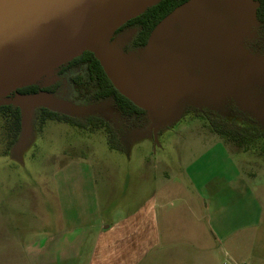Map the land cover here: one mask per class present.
<instances>
[{
	"label": "rangeland",
	"instance_id": "1",
	"mask_svg": "<svg viewBox=\"0 0 264 264\" xmlns=\"http://www.w3.org/2000/svg\"><path fill=\"white\" fill-rule=\"evenodd\" d=\"M208 2L223 14H231L234 22L244 19L239 0ZM136 35L137 28L128 27L119 34L121 44H111L129 62L132 78L140 84L137 76L143 70L145 47L135 45ZM248 35L257 38L255 26ZM210 54L221 71L233 66L235 55L225 43ZM260 72L264 73L263 67ZM59 80L61 87L53 93L19 99L10 91L0 97V104L12 103L23 111V130L12 146L0 118V224L11 220L17 225L46 226L54 213L53 204L62 212L58 205H64L66 196L72 214L109 220L115 208L136 207L156 195L168 210L184 211L191 203L198 204L207 225L218 218L237 220L240 211L247 215L249 228L264 227L262 143L246 147L224 138L207 114L215 111L227 120L253 123L264 130V82L243 86L248 106L220 87L196 85L180 99L163 102L156 114L148 111L145 125L127 130L126 137L136 136L125 150H118L110 146L104 129L42 121V107L71 114L83 110L115 114L112 103L81 105L61 71H53L40 82L48 85ZM250 231L248 241L253 243L258 236Z\"/></svg>",
	"mask_w": 264,
	"mask_h": 264
},
{
	"label": "water",
	"instance_id": "2",
	"mask_svg": "<svg viewBox=\"0 0 264 264\" xmlns=\"http://www.w3.org/2000/svg\"><path fill=\"white\" fill-rule=\"evenodd\" d=\"M158 1L0 0V97L51 74L60 65L88 50L97 56L107 77L123 96L156 114L163 102L180 99L191 87L187 82L186 64L194 56L184 55L178 39L169 36L173 26L179 23L191 44L202 52L201 72L196 85L220 87L248 106L233 82L240 86L264 82V75L250 76L258 74L251 67L264 62V56L251 54L241 43L242 36L256 22V1L239 0L244 19L230 29L227 17L221 11L197 9L208 0H188L172 11L149 35L143 70L137 76L142 83L139 84L132 78L129 62L111 44V39L122 24ZM208 18L214 20L211 23L214 32L209 39L225 43L236 57L232 71L223 72L214 64L197 24ZM206 69L215 76L209 77ZM245 72L247 77L240 80ZM35 96L17 94L19 99Z\"/></svg>",
	"mask_w": 264,
	"mask_h": 264
},
{
	"label": "crops",
	"instance_id": "3",
	"mask_svg": "<svg viewBox=\"0 0 264 264\" xmlns=\"http://www.w3.org/2000/svg\"><path fill=\"white\" fill-rule=\"evenodd\" d=\"M68 199L60 213L53 204L46 226L0 224V264H264V227L249 228L240 211L237 220L207 225L198 204L168 210L153 195L115 208L109 220H89L72 214ZM250 230L258 236L253 243Z\"/></svg>",
	"mask_w": 264,
	"mask_h": 264
},
{
	"label": "trees",
	"instance_id": "4",
	"mask_svg": "<svg viewBox=\"0 0 264 264\" xmlns=\"http://www.w3.org/2000/svg\"><path fill=\"white\" fill-rule=\"evenodd\" d=\"M187 1L159 0L140 15L122 24L115 31L111 41L121 44V36L119 34L128 27H135L137 28V35L134 43L137 47H145L154 27ZM255 1L257 3L256 23L262 33H264V0ZM259 44L263 53L264 36ZM55 71H61L67 77L73 93L81 105L92 106L102 103H112L115 114H105L98 110L93 112L83 110L82 113L71 114L42 107V121L45 122L48 119L64 121L91 131L104 129L108 134L110 146L114 149L125 150L130 139L136 136V134H133L126 137L127 130H132L133 127L137 130L139 127L145 125V121L148 119V110L136 106L113 86L99 59L91 51H84L79 56L57 67ZM65 73H68V76ZM61 83L59 80L53 84L43 85L39 79L21 86L13 92L27 97L41 93H53L61 87ZM212 112V114L207 113L208 118L219 135L239 145L245 144L246 147H256L259 143H262L264 149V130L256 124L238 123L235 120H227L215 111ZM0 118L5 121L8 144L12 146L19 140L23 130L22 108L12 103L0 104Z\"/></svg>",
	"mask_w": 264,
	"mask_h": 264
},
{
	"label": "flooded vegetation",
	"instance_id": "5",
	"mask_svg": "<svg viewBox=\"0 0 264 264\" xmlns=\"http://www.w3.org/2000/svg\"><path fill=\"white\" fill-rule=\"evenodd\" d=\"M197 9H204V10H218L221 11L223 13V11L221 10V8L212 5L211 3L207 2L204 4H201L199 6H197ZM226 15V14H225ZM227 17V21H228V28H233L234 26L238 25L240 22L237 21H233L231 14L226 15ZM214 20H212L211 18L208 19H201V21H198V26L201 30V33L207 43V46L209 48V50L217 47L219 44H221L220 42H218V40H214L216 44L213 43L212 40L209 39V37L212 35V33L214 31H212L211 28V23ZM255 26L256 28V32H257V38L255 39H250L248 32L251 30V28H253ZM250 28V30L245 33L242 36L241 39V43L242 45L248 50V52H250L253 55H260L263 54L261 52V46H260V40H262V37L264 36V33H262L261 29L258 27L257 23L255 22V24ZM171 38L173 39H178V42L180 43L182 49H183V53L184 55L190 56L192 58V55L194 56L193 59H191L190 62H188V64H186V76H187V82L189 84H191V87L188 88V90H191L192 88H194V86H196V83L199 81V76H200V72H201V63L203 60L202 57V52L199 48H196L195 46H193L191 44V42L188 39V36L186 34V32L184 31V29L180 26L179 23H176L173 28H172V34L169 35ZM169 36H167V38H170ZM163 44V43H162ZM214 44V45H211ZM162 48V47H161ZM236 57L233 63V66L228 69L227 71H232L234 69V67L236 66ZM264 68V62L258 64V65H253L251 67V70H255L256 72H258L259 76L264 75V73L260 72L261 68ZM207 74L209 75V77L215 76V73H212L211 70L206 69ZM217 74V73H216ZM247 73L245 72L244 75H246ZM242 76L239 77V79L241 80V78H245L246 76ZM234 86H237L238 89L242 90L243 86H240L238 84H236L235 82Z\"/></svg>",
	"mask_w": 264,
	"mask_h": 264
}]
</instances>
